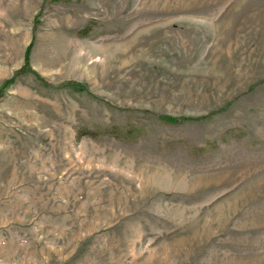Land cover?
<instances>
[{"label":"rangeland","instance_id":"1","mask_svg":"<svg viewBox=\"0 0 264 264\" xmlns=\"http://www.w3.org/2000/svg\"><path fill=\"white\" fill-rule=\"evenodd\" d=\"M0 264H264V0H0Z\"/></svg>","mask_w":264,"mask_h":264},{"label":"trees","instance_id":"2","mask_svg":"<svg viewBox=\"0 0 264 264\" xmlns=\"http://www.w3.org/2000/svg\"><path fill=\"white\" fill-rule=\"evenodd\" d=\"M26 64H25V66H24V69H23V72H25L26 71V69H28L29 68V54H27V56H26ZM25 70V71H24ZM20 73V72H19ZM18 74V73H17ZM12 80H14V78L13 79H10V80H8L7 82H6V84L8 85L10 82H12ZM68 87H70V88H74V89H76V90H80V89H82L81 87H78V86H76V85H73V84H70V85H67ZM206 118H208V117H202V118H199V119H202V120H204V119H206ZM159 119L161 120V121H163L164 123H167V124H171V125H180V124H183V123H185V122H187V121H192V120H196V119H193V118H188V117H175V116H170V115H159ZM128 132H131V130L130 129H126Z\"/></svg>","mask_w":264,"mask_h":264}]
</instances>
